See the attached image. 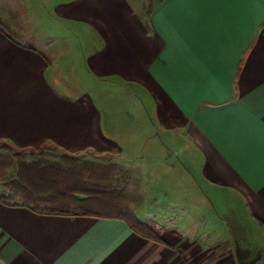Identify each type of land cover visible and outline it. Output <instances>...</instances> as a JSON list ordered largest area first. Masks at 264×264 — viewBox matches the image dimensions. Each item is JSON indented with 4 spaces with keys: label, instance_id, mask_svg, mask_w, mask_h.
I'll return each instance as SVG.
<instances>
[{
    "label": "crops",
    "instance_id": "obj_1",
    "mask_svg": "<svg viewBox=\"0 0 264 264\" xmlns=\"http://www.w3.org/2000/svg\"><path fill=\"white\" fill-rule=\"evenodd\" d=\"M31 4L54 32L84 35L85 75L101 92H64L47 52L0 26V141L113 157L137 176L142 206L162 187L181 192L206 210L205 229L172 224L163 246L118 220L0 203V264H264V0Z\"/></svg>",
    "mask_w": 264,
    "mask_h": 264
},
{
    "label": "rangeland",
    "instance_id": "obj_2",
    "mask_svg": "<svg viewBox=\"0 0 264 264\" xmlns=\"http://www.w3.org/2000/svg\"><path fill=\"white\" fill-rule=\"evenodd\" d=\"M141 1L146 5V0H139V2ZM39 13H41L40 10L38 12L37 9H33L31 0H0V26L5 32L18 41L35 46L36 48L47 52L50 65L54 70L53 81L55 85L61 87L64 92L70 91L72 93H76L79 90H84L87 85H89V92H101V87H98L99 85H95V87L92 86L89 78H87L85 75V65L83 58L81 57V42L83 41L82 39H84V35H79V37H76V35L65 30L61 32H54L50 26L47 25L49 21L45 22L41 20V15ZM44 26L46 27L45 30H43ZM116 89L117 88H115L114 92V101L115 103H118V92ZM121 95L124 96L123 93ZM127 95L128 97L125 99V103L130 101L132 94L127 93ZM99 98L100 95H97L96 100L99 102V106L102 109ZM133 103L134 102L131 101L127 107H131ZM128 118L132 121L134 120L129 115ZM128 130H126L127 136ZM147 130V128L135 127L130 131H133V137L140 138L147 134ZM128 138L131 139L129 136ZM12 154L23 157L16 158ZM87 154L88 153L82 155L75 154L74 156L70 155L69 153L67 154L55 147H50L49 145L39 149H22L12 144L0 141V155H2L3 158L8 157L10 160V166L6 162H0V168L4 170V175L6 176H11L20 180L22 178V183L26 188H39L40 184L38 181L42 182L43 177H40L39 180L38 178L32 177V172H36V170H39V168H41L39 174L48 172L45 175L52 177L50 173L55 172L59 178L61 176H63V178H67L65 179L66 182V180L69 179L67 176H70L68 171L72 167L79 169L81 175L86 173L89 175L92 173H98V166L106 167L107 165L112 164L121 165L117 159L113 157H108L105 155L93 156L90 153V155L86 156ZM64 155L72 157L73 161L69 163L68 160L62 159V156ZM19 160L22 161L23 167L22 170L18 172V169H20ZM89 164H96L98 166L90 167ZM122 166L125 168V170H127L124 165ZM127 171L130 177L138 179L134 174L131 175L133 172L131 173L129 170ZM72 172L75 171L72 170ZM59 173H61V175H59ZM47 179L50 180L51 178ZM54 185L56 186L59 184L55 183ZM0 191L2 193L5 192L3 189H0ZM168 191L169 190H166L165 187H162L161 193L158 194L160 199L157 201L155 208H150L149 203L146 204V207H144L145 204L143 206L141 205L142 209L144 208V210H140L139 216L146 217L149 220L150 226L161 237H165L166 227L170 228L172 224H174L177 230H182L181 228L185 227L189 230L187 232L192 233L194 230L199 231L200 229H205V225L202 224L205 221L198 220V215L201 211L206 210H204L203 207H193L187 201H183L181 192L171 193V191ZM9 193L10 191L7 192V194ZM76 195L78 196V194ZM171 203L175 207L171 208V206H167V204ZM151 210H153L156 215H149ZM166 212L167 215L173 213L172 218H169V216L166 218ZM206 213L207 215L205 220L210 222L207 225L206 230H213L215 226L216 229H218L219 224L213 221L211 218L212 216L208 212ZM161 214H163V217H160ZM219 227L221 228V226Z\"/></svg>",
    "mask_w": 264,
    "mask_h": 264
},
{
    "label": "trees",
    "instance_id": "obj_3",
    "mask_svg": "<svg viewBox=\"0 0 264 264\" xmlns=\"http://www.w3.org/2000/svg\"><path fill=\"white\" fill-rule=\"evenodd\" d=\"M12 155L16 158L23 157ZM70 155L75 156V154ZM62 159L68 160L69 163L73 161L72 157L67 155L62 156ZM0 162H6L10 166L8 157L3 158L0 155ZM89 165L90 167L98 166L96 164ZM19 166L18 172L23 167L21 160H19ZM97 168H99L98 173L81 175L79 169L72 167L68 171L70 176H67L69 179L66 182L67 178H63V176L59 178L55 172L50 173L52 177L45 175L48 172L39 174L41 169L39 168L36 172H32V177L38 178V180L43 177L42 182L38 181L39 188H26L22 183V178L20 180L6 176L4 170L0 168V189L5 191L4 193L0 191V203L7 206L26 207L45 215L118 220L143 238L166 246L161 236L150 224L139 221L135 216V212L143 204L139 181L130 177L128 171L119 164L106 167L98 166ZM55 183L59 185L55 186ZM8 191H10L9 194H7Z\"/></svg>",
    "mask_w": 264,
    "mask_h": 264
}]
</instances>
